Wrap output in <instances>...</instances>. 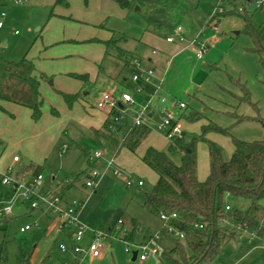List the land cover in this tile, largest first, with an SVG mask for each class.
Returning <instances> with one entry per match:
<instances>
[{
	"label": "rangeland",
	"instance_id": "obj_1",
	"mask_svg": "<svg viewBox=\"0 0 264 264\" xmlns=\"http://www.w3.org/2000/svg\"><path fill=\"white\" fill-rule=\"evenodd\" d=\"M23 1L25 5L17 3L16 0H0V22L3 23V27H0V55L15 62L23 58L34 61L37 71L40 72L39 75L46 70H56L46 73L47 77H42L45 89L41 91V94L44 101L42 111L48 110L53 116L51 120L53 121L54 118L58 120L57 125L52 124L51 120L45 117L36 127L38 129L36 132L34 123L41 118L35 120L31 116H22L20 124L24 131L22 132L24 137H22L26 142L30 141L31 135H35L34 151L35 155L41 159H36L37 165L34 172L35 175L41 174L44 177L39 193L45 194V189L51 183L52 177L56 176L55 194L65 201L66 199H82L85 204L79 214L80 220L90 231L109 235L103 240L105 248L102 255L91 257L86 254L81 256V260L78 259L76 264H139L137 259H133V255L139 250L136 244H139L147 234L149 236L159 234L162 249H170L175 242L173 243L170 238L162 234L165 222L159 215L142 206L144 193L150 192L156 182L155 172L138 157V154L143 152L147 140L138 147L139 152L138 149L134 153L123 148L119 156L117 155L116 168L121 170L122 175L115 174L113 167L106 169L105 159L115 158L109 142L99 138L87 125L90 118L82 122L65 113L64 108L69 109L72 106L65 101L62 95L64 91L58 89L54 83L58 71H66L60 74L73 83H78L80 79L74 77L73 72H68L83 70L85 65H82L87 62H91L94 66H97L96 62H103V72H107L110 76L115 75L123 66L122 60L117 55L118 50L113 45L108 46V54L102 59L79 53L86 52L88 46L91 52L100 47L103 50L105 42L94 39L95 37L78 40L62 37L56 43L46 45L45 39L49 40V38L45 37L47 36L45 29L53 15V0ZM131 1L135 6L119 7L128 11V17L118 15L115 10V16L122 20V23L118 21L119 25L116 26L122 28L121 30L128 35H136V38L148 28L149 33L155 36L153 46L159 50L158 55L168 54L166 58L163 57L162 64L157 67V74L165 73L164 88L167 94L187 102V108L179 112L184 111L186 115L193 112L191 118L197 116L192 120H182V124L187 128L188 138L199 137L203 125L209 123L228 128L230 134L210 132L205 135L208 140L222 143L225 159H229L233 154L232 137L247 141L261 140L264 136V126L260 121L261 118L264 119V66L254 51V40L245 28L242 15L247 13L254 26L261 27L264 22V13L258 10L255 4L247 5L245 0H236L237 8L245 6V12L239 10L231 12L230 6L225 4L227 0L223 3L221 0ZM221 3L224 4L227 13L215 19L216 21L210 22L213 10ZM3 11L6 13L5 17L1 16ZM110 17L106 20L107 28L110 24L113 25V22L109 24ZM55 18L69 20L65 17ZM214 23L217 24L215 28ZM77 24L81 23L77 22ZM56 25L63 30L68 27L62 21L57 22ZM99 27L102 26L99 25ZM178 27L182 29L181 35L184 37V42L180 41L177 35ZM169 36L175 38L173 43H167L166 39ZM194 40L196 44L191 45L190 43ZM202 44L206 48L202 57L199 58L197 52ZM56 49H64L69 53L51 54L55 56L54 58L48 56L50 51L54 53ZM68 86L65 87L68 90L73 89V94L81 91V89H74L76 85L70 87L68 84ZM93 88L90 84L85 86L84 90L90 93L82 105L103 123V120L108 117L95 108L96 92L92 91ZM131 92L136 97L134 91ZM53 107L59 111L58 116L50 111ZM0 111L6 113L8 117H13V113L8 110L0 109ZM237 116L246 117V119L238 121ZM125 123H123L124 126ZM151 128L153 133H156L155 124H152ZM45 129L47 133L44 132ZM123 129L124 132L119 135L121 139L129 130L128 127ZM0 130L5 132V135L3 133L0 135V140L5 145H9V152L13 150L11 155L14 151L18 152L24 164L28 155L15 144L16 138H21L19 130L11 129L6 120L0 121ZM5 130H9V135ZM42 131L43 134L39 140L38 136ZM156 135L159 134L156 133ZM214 136L217 139H214ZM198 142L207 149V142L203 140ZM101 149L106 154L105 159H99L100 162L98 160L97 163L88 159L87 154L93 155L96 150ZM175 160L179 162L178 157H175ZM207 162L209 166L208 154ZM91 168L104 171L96 188L85 184L88 177L86 170ZM75 176L79 178L74 182L77 186L71 188L67 181L74 180ZM127 176L141 178L145 185L140 188L135 185L128 187L125 182ZM4 187L6 186H0V190L5 189ZM226 202L231 208L240 210H245L251 205L249 199L233 196H229ZM15 206V212L9 218L0 217V258L4 260L2 264H25L29 255H32L33 264H42L44 261V264H68L74 260V258L69 260L70 253L61 252L59 249L61 241L68 243L66 239L56 236L57 240L54 241L51 236H44L46 229H52L51 223L55 220V215L49 208L41 206L32 209L27 201L17 202ZM258 216L264 219V211L259 212ZM121 218L128 221L132 218L136 220L134 230L130 224H126L128 231L126 236L122 231L115 230V225ZM32 224L37 226L26 232L20 231L21 227ZM225 225L234 229V238L225 243L221 253L209 261L205 260L198 264H264V238L251 235L230 220L225 222ZM113 230L114 232L110 234ZM128 242L132 244L128 245ZM126 248L130 251H126ZM144 264L160 263L159 259L149 255Z\"/></svg>",
	"mask_w": 264,
	"mask_h": 264
},
{
	"label": "trees",
	"instance_id": "obj_2",
	"mask_svg": "<svg viewBox=\"0 0 264 264\" xmlns=\"http://www.w3.org/2000/svg\"><path fill=\"white\" fill-rule=\"evenodd\" d=\"M118 2L122 7L133 6L130 0ZM57 3L67 4V1L57 0ZM226 13L225 11L220 16ZM242 17L247 32L254 40V51L264 66V25L254 26L246 13ZM117 41L118 39L112 38L106 45L118 47ZM118 51L120 55L123 53L119 47ZM129 65L130 62L126 66L128 70L136 71ZM73 76L83 81H87L89 77L87 74L77 73ZM42 77L44 75L35 74L33 61L23 58L14 62L0 55V99L30 107L35 120L42 116L44 101L39 90ZM62 95L69 106L80 96L79 93L65 92H62ZM52 110L58 114L55 109ZM192 114L193 112L184 118L191 120ZM237 117L238 121L246 119ZM260 121L264 126V119L261 118ZM104 130L108 137L118 140L116 132L120 129L114 132L107 123ZM150 131L145 124L132 126L120 142L121 147L135 153ZM210 131L230 134L228 128L209 123L202 127L199 137L187 139L184 133L183 138L171 140L167 151L150 146L142 156V161L158 176L153 189L144 193L143 206L158 215L176 213L177 219L172 223L185 235L184 239H180L167 233L175 244L170 250L162 252L160 264H198L211 260L221 253L225 243L235 236L234 229L223 223L225 219L255 236L264 238V219L258 216L259 212L264 211V136L261 140L254 141L232 137L234 151L229 159H225L223 148L206 138L205 135ZM198 140L207 142L210 153V173L204 181L199 180L197 173ZM171 155H179L180 163H176ZM93 169L86 170L88 177ZM77 179L78 176H75L70 186L74 185ZM229 196L249 199L251 205L245 210L231 207L227 210L226 199ZM200 223L204 225L202 229L196 227V224ZM130 225L135 227L133 221ZM162 231L165 232L164 229ZM77 260L78 258L68 264H76ZM3 262V258H0V264ZM44 263L45 261L42 264ZM25 264H33L32 255H29Z\"/></svg>",
	"mask_w": 264,
	"mask_h": 264
},
{
	"label": "crops",
	"instance_id": "obj_3",
	"mask_svg": "<svg viewBox=\"0 0 264 264\" xmlns=\"http://www.w3.org/2000/svg\"><path fill=\"white\" fill-rule=\"evenodd\" d=\"M21 1H22V3H19V4H23V5L26 4L25 1H23V0H21ZM66 1H67V4H65V3H57V0H53L52 1V4L54 5V8L52 10V14L53 15L51 16V19L49 20V23L47 24V28L45 29V35H47L45 37L49 38V40L45 39L46 45L54 44L58 40H60L62 37H66V38H69V39H76V40H78L80 38L91 39V38L95 37L94 39H98L99 41L105 42V44H103V46H104L103 50H101V47H100L99 49L92 50L93 52H91V50L89 51V46H88V50L86 52L83 51V52H79V53H82V54H85V55H88V56L94 57V58L96 57V59L97 58L98 59H102L103 57H105L108 54V49L109 48L106 45V42L109 41L112 38H115V39H118L117 46L119 48H121V50L123 51V53L121 55L119 54V51L117 53L118 57H120V59L123 62V66L121 68L122 70L121 69H119V71L117 70L118 72L115 75H113V76H110L107 72H103L104 71V69L102 67V63L103 62L102 63L101 62L100 63L96 62L97 66H94V64H91V62H89V63L87 62V63H83L82 66L85 65V67H86L88 65L86 68L85 67L82 68L83 70H70L68 72V73L73 72V73L82 74V75L83 74H87L89 76L87 81H83V80L80 79L78 81V83H73V81H71L69 78L63 77V75L60 74V73H66V71H64V72L58 71L57 72L58 75L55 76V78H54V83H56L58 89L64 91L65 93L73 94L72 93V91H74L73 89L72 90H68L65 87V86H68V84H70V87H73V86L76 85V88H74V89H81V91L76 92V93L80 94L78 100H76L74 102V104L72 105L71 108H69V109L64 108L65 109L64 111H65V113L68 114L69 117H71L73 119L75 118V119H77L79 121H82V122L85 121V119L90 118L87 125L91 128V130L94 131V133L99 138H103V139H105V140H107L109 142V144H110V146L112 148L111 151L113 150L114 154H115L114 155L115 156V165L117 167L118 166V164H117L118 158L117 157L119 156L120 151L124 148V147H121V145H120V142L122 141V139L120 138L119 135L124 132V129H123L124 127L125 128L128 127V129H129V127H130L129 125L131 124V120H132V117H133V115H134V113L136 111L137 105H136V107L134 109L129 110V113L127 115V119L125 121L126 122L125 126L123 124H121L117 128V130L120 129L119 132L114 131V132L117 133L118 137L120 138V139L118 138V140H116V139L111 138L110 136L108 137L105 134V130H104L105 129V125L107 123H109L110 116H108L106 113H104L103 111L98 109L97 106H96V102L101 97V95L103 94L104 91L115 89V93L116 94H119L120 92H124V91H128V92H130L132 94L131 91L133 90L135 95H136V97L133 94L132 95L134 96V98L136 99L138 104L142 103L145 100L146 96L139 95V94H137L135 92V89H134L135 85H134V83L132 82V79H131L132 71L128 70L129 68L128 69L126 68L127 63L128 62L131 63V62L137 61V60L141 61V63H142L141 66L142 67H152L155 70L156 76L158 78H160V77L164 78L165 77V73L159 74V75L157 74V67L160 64H162V62L164 60L163 57L168 56V54L163 52L164 55H162V56L158 55L159 54V50L156 47L153 46L154 43H155V36L149 33V29L148 28H146L142 34L138 35L137 36L138 38H136V35H134V34L133 35H128L127 32L124 33L123 30H121L122 28H118L116 26V25H119L118 21H120V23H122V20L119 17L115 16L116 15L115 14V10L117 11L118 15H123L125 17H128V13H127L128 11L125 10V9L119 8V7H122V6L118 2V0H66ZM224 1H222V3ZM16 2H17V0H16ZM225 2H226L225 3L226 5L230 6V11L231 12H236L238 10L245 12V6L237 8L236 0H227ZM222 3L220 5L224 8V4L222 5ZM245 3L247 5L255 4L256 8L258 10H261L264 13V11L256 5L255 0H245ZM133 6H135V5L133 4ZM122 8H129V7H122ZM225 11H226V8H224V12ZM3 13H5V12L4 11L1 12V16L5 17L6 13L5 14H3ZM109 16H111L110 20H109L110 21L109 24L111 22H113V25L110 24L111 26L109 25V27L107 28L106 20H107V18ZM55 17H60V18H64L65 17V18L71 20L74 23H70L69 20H60V19L55 18ZM114 17H116V18H114ZM49 18H50V16H49ZM124 19H126V18H124ZM54 20H56V23L57 22H61V21L65 22V24L68 27H65L64 30L62 28L60 29L56 25V23H54ZM151 21H153V20H151ZM77 22H80L81 24H77ZM99 25H101L103 28L99 27ZM103 25H105V26H103ZM263 25H264V22H263L262 26ZM2 27H3V25H2ZM75 37H77V38H75ZM169 37H171V36H169ZM79 41H81V40H79ZM173 42H169L167 40V43H173ZM111 46H112V44H111ZM118 47H116L117 50H118ZM50 50H52V49H50ZM64 53H69V51H66L64 49H56V50H54V53L52 51H50V54L48 56H52L51 54L63 55ZM54 57L55 56H52L51 58H54ZM103 61H104V59H103ZM34 64H35V74L40 76L39 75L40 72L37 71L36 63L34 62ZM45 64L48 65L47 63H45ZM44 65H42V66H44ZM53 71H56V70H53V69L46 70L45 73L41 72L42 73L41 75H44L45 77H47L46 73H52ZM125 71H126V73H125ZM62 78H64V79H62ZM87 84H90L91 87H94L92 91L96 92L95 93V108H97L101 112V114H103L104 116L108 117V119L105 118L103 120V123L100 122L101 120H99V118L97 116H95V115L92 116L86 110V107L82 105L83 101H85L87 99V97L89 96V93H90V91H85L84 90V88H85V86ZM95 86H98L99 88L95 87ZM164 86H165V78H164ZM164 86H163V89H164L163 90V94L168 99H170V100L178 99L177 97H174V96H171V95L167 94L165 92ZM43 89H45V85H44L43 80L41 79L40 80V88H39L40 92ZM179 100H181V99H179ZM181 101H184V100H181ZM0 109L4 110V111L8 110V112L13 113V117H8V115L6 113H3L2 111H0V121H5L6 120L8 122V124L10 125L11 129H18L19 130V134L21 135L20 136L21 138L20 139L16 138L15 144L18 147H21L24 150V152L27 153V155H28V158H27L28 160L26 159V162H24V164H22L23 158L18 154V152L14 151V153L11 155V152L13 150L11 152H9L10 151L9 150V145H5V143L0 140V170L4 172V171H6L8 169V167L12 166L14 168V173H15L16 176H21L24 173H28L32 177L36 176L35 172H34L35 171V167L37 165L36 159H41V157H37L35 155L36 154V152L34 151L35 150V147H34V145H35V142H34L35 135H31L30 141L26 142L25 139L23 138L24 137V135L22 133V132H24L23 131V127H20V124L22 123V121H21L22 116H24V117L25 116H29V117L31 116L32 117V109L30 107L25 106V105L18 104L16 102L9 101V100H3V99H0ZM52 109H55V111L58 114H56ZM50 111L53 112L56 116L59 115V111L56 108H54V107L51 108ZM179 111L180 110H178L177 114L182 116L183 119H185L184 118L185 116H188V115H186V112H184V111L183 112H179ZM62 116L63 115H61V117ZM45 117L47 118V120L50 121L53 116L50 115L48 110L47 111L45 110L44 112L42 111V116H41L40 121L34 123V126H33L34 130H36V132L38 131V129L36 127L41 122V120H43V118H45ZM195 118H197V116L194 117V118H191V120L195 119ZM47 120H45V121H47ZM159 120H160V114L156 110L151 111V113L148 115V120L145 123V125H147L151 129V131H150L149 135L145 139V141L147 140V142L145 144L143 152L138 154V157L141 160V162H143L142 161V156L144 155V153L147 150V148L150 147V146L155 147L158 150H163V151H167L168 150V147H169V144L171 143V140H169L163 133L157 131L156 126H157V123L159 122ZM54 121L56 123H54ZM57 122H58V120H56L55 118H54L53 121L51 120V123L54 124V125H57ZM152 124H155L156 133L159 134V135H156V133H153L152 128H151ZM203 126H205V125H203ZM183 127H184V125H183ZM9 130H5L6 133L8 132L7 133L8 135H9ZM184 130H185V137H187V139H189L188 136H187V128L184 127ZM128 131H127V133H128ZM44 132L47 133V130L45 129ZM210 132L219 133V132H216V131H210ZM210 132H208V133H210ZM2 133H3V135H5V132H2L0 130V135H2ZM42 134H43V131L38 136L39 140L41 139V135ZM219 134H222V133H219ZM214 139H217L216 136H214ZM217 143L223 148L222 143L220 141H217ZM232 148H233V151H234L233 141H232ZM136 152H137V150H136ZM138 152H139V149H138ZM207 154H208V157H209V166H208V162H207ZM15 156H19L20 160L18 162H15L13 160ZM87 157H88V159H90V161H92L94 163L98 162V160L93 159V155H91V154H87ZM175 157H178L179 162L175 160ZM171 158L176 163H178V164L180 163V156L179 155H171ZM105 160L107 161V159H105ZM205 160H206V162H205ZM99 162H100V160H99ZM205 163H206V166H205ZM106 169H108L107 168V162H106ZM197 173H198V178L201 181H204L208 177V175L210 173V153H209V148L207 147V149H205L204 145L203 144H199V142H197ZM43 179H44V177H43ZM133 179H134V182H135L134 185L136 187L140 188V187H143L145 185V182H144L143 186H139L138 183H137L139 180H143V179H141V178L140 179L133 178ZM157 179H158V176L156 174V181H157ZM70 182L67 181V184H68L69 187L73 188V187L77 186L75 184L70 186ZM55 185H56V176H53L51 183L48 184V186L45 189V194L44 195L57 196L55 194V190H54ZM0 186L3 187L4 185L0 184ZM41 187H42V184H41ZM41 187H40V189H41ZM4 188L5 189L0 190V197L3 196V195L8 194L10 192L9 188L7 186L4 187ZM74 200H77V199H73V200H70V199L67 200L66 199V201L64 199H61V201H62L61 204H62L63 207H68ZM20 201L21 202H26V201H22V200H19L18 202H20ZM77 201H80L82 203V206H81L80 211H79V214H80V212H81V210H82V208H83L85 203H84V201L82 199L77 200ZM142 206H143V200H142ZM14 212H15V210H14ZM6 218H9V217H6ZM121 219H123V218H121ZM123 220H124V225L125 226H126L127 223L130 224L133 221L135 223V227H136V220L134 218H132L130 221H128L127 219H123ZM55 221H56V217H55L54 222L51 223L52 229L51 230L49 228L46 229L45 233H44V236H48L49 235V236H51V239H54V241L57 240V239H55L56 236L57 237L61 236V238L64 239V240L66 239L68 241V243H65L63 241H61V243H65L69 247V251H67L68 253L71 254V258L69 260H71L73 258H74V260H71L72 262H74L76 258L81 260V257L74 256L73 253L70 250L71 246L73 245V238L69 235V231L68 230H64L62 233H58L56 231V229H55ZM51 226H50V228H51ZM135 227L134 228L132 227V229L134 230ZM34 228H32V229H34ZM32 229H30V230H32ZM164 231L165 232L162 231V234H164L166 237L171 239V236L167 235V232H166L165 229H164ZM113 232H114V230L111 231L110 234H112ZM88 234H90V235H88ZM123 235L126 236L125 234H123ZM149 237H150L149 234H147L140 243L148 240ZM91 239H92V233L89 232V233L86 234V236H85V238L83 240V244L87 245L91 241ZM131 239H132V235H131ZM61 243H59V245ZM59 249H60V247H59ZM170 249H168V250H170ZM163 251H167V250H163ZM64 253H66V252H64ZM136 253H137V255H136L135 259H137L139 261L138 252H136ZM85 255L86 254H84L83 256H85ZM161 255L158 256V257H156V256H153V257H155L156 259H159V263H160L161 262ZM133 257H134V255H133ZM77 262H78V260L76 261V263Z\"/></svg>",
	"mask_w": 264,
	"mask_h": 264
},
{
	"label": "built area",
	"instance_id": "obj_4",
	"mask_svg": "<svg viewBox=\"0 0 264 264\" xmlns=\"http://www.w3.org/2000/svg\"><path fill=\"white\" fill-rule=\"evenodd\" d=\"M224 1V0H221ZM256 5L264 11V0H255ZM17 3H22L21 0H17ZM224 12V8L219 4L213 10L210 22L217 20L220 14ZM5 14V13H3ZM215 20V21H216ZM3 23L0 22V27ZM216 23L213 27H216ZM181 27L177 29V35L180 41L184 42V37L180 34ZM169 42L175 40L174 37H168ZM191 45H195L196 41H192ZM205 45L202 44L199 47L197 56L202 57V53L205 49ZM141 61H133L130 63V67L135 68L136 71L131 73V79L134 83L135 92L139 95L146 96L145 100L138 104L134 96L128 92L115 93V89L104 91L101 97L97 100L96 106L98 109L110 116L109 127L112 131H116L117 128L123 124L129 113V110L134 109L137 105L136 111L132 117L129 129L134 125L145 124L148 120V115L151 111L156 110L160 114V120L157 123V131L163 133L169 140L175 138L184 137V127L182 124L183 117L177 114L178 110L186 109L187 102L181 101L179 99H168L163 94L164 78H158L156 72L152 67H142ZM105 159L104 150H96L93 154V159ZM15 162L20 160L19 156H15L13 159ZM107 168H115V174L122 175L121 170L116 168L115 158L107 159ZM104 171H99L94 168L90 172V176L86 180V186L91 188H96L99 179L103 176ZM43 181V175L38 174L36 176H31L28 173H24L21 176H16L14 173V168L12 166L8 167L6 171L0 170V184L7 186L9 188V193L0 197V217H9L14 213L15 205L19 200L27 201L30 203L32 209H37L41 206L49 208V210L55 215V229L58 233H62L64 230L69 231V235L73 238V245L71 246V252L75 256H83L84 254H89L92 257H98L102 255L105 245L103 240L109 235L107 233L92 232L89 230L87 225H85L79 218V211L82 206L80 201L74 200L68 207L62 206L61 198L58 196L42 195L39 193L40 187ZM125 181L128 187L134 185V179L130 176L125 177ZM139 186L144 185L143 180H139ZM226 209L229 210L230 206L227 205ZM161 219L165 222L164 229L169 235L173 237L184 239L185 235L172 223L174 219H177V214L172 213L170 215L161 213ZM228 222L227 219L223 223ZM35 225H25L21 227V232L28 231L34 228ZM196 227L202 229L203 224H196ZM240 227V226H239ZM115 229L120 230L123 234L127 235L128 231L124 225V220L119 219L115 225ZM92 233V239L87 244H83V240L87 233ZM254 235L253 233H250ZM132 244L128 242V245ZM138 247V258L139 264H144L149 255L160 256L163 249L160 245V235L150 236L148 240L136 244ZM62 252L69 251V247L65 243L59 245ZM127 251H130L126 248ZM141 252V253H139Z\"/></svg>",
	"mask_w": 264,
	"mask_h": 264
},
{
	"label": "water",
	"instance_id": "obj_5",
	"mask_svg": "<svg viewBox=\"0 0 264 264\" xmlns=\"http://www.w3.org/2000/svg\"><path fill=\"white\" fill-rule=\"evenodd\" d=\"M136 255H137V253L135 252V253H134V257H133V259H135V258H136Z\"/></svg>",
	"mask_w": 264,
	"mask_h": 264
}]
</instances>
